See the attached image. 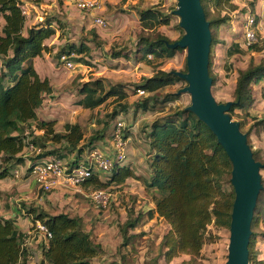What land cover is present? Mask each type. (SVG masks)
Listing matches in <instances>:
<instances>
[{"label": "trees", "instance_id": "obj_1", "mask_svg": "<svg viewBox=\"0 0 264 264\" xmlns=\"http://www.w3.org/2000/svg\"><path fill=\"white\" fill-rule=\"evenodd\" d=\"M201 2L211 31L220 30L222 26L229 24L232 21L230 14L240 10L234 0ZM249 5L254 8V2ZM25 7L23 0H0V181L15 178V172L29 162L30 166L24 176L28 179L34 168L49 157L66 161L70 169L87 164L86 153L89 156L104 138L103 131L87 137L85 129L77 123H68L62 132H58L56 120L39 119L38 112L45 100L53 96L54 88L48 78H41L34 60L53 54L55 48L48 45L47 41L55 37L59 30L65 29V24L57 16H46L42 22L28 26ZM223 12L226 14L221 17ZM242 12L246 13V10ZM137 13L143 31L150 33L139 36L136 53L138 62L151 64L149 56H153V61L171 60L178 51L183 50L170 49L168 45L177 41L173 42L157 32L159 27L170 25L176 16L174 12L164 14L158 8H140ZM178 27L183 30L180 24ZM184 35L185 32L182 37ZM61 37L62 35L59 38ZM221 43L212 36L209 71L213 86L216 77L212 73V53L214 46ZM247 51L264 53V42L251 46ZM90 53V48L83 43L78 46L67 43L56 51L54 58L58 64L63 65L60 62L63 56L70 59L73 55ZM245 53L239 42L228 48L227 57L233 58ZM112 57L119 59L128 57V54L124 51L113 54ZM181 73H187V64ZM179 82L186 81L176 76L175 71L158 70L152 77L143 79L136 86L134 94L141 90L152 96L139 97L136 111H155L160 104L175 102L182 94H169L161 98L158 92ZM262 82L264 83V58L260 63L251 59L245 70L238 71L234 99L228 112L240 124L241 132L247 135L253 157L262 165L261 171L264 170V161L250 145V134L243 130L257 119L251 117L250 108L255 103L253 86ZM79 96L81 99L77 105L91 111L114 99L117 104L109 121L129 109L125 103L129 94L122 84L107 87L105 80L89 81L79 87ZM261 97L264 100V85ZM188 108L160 117L150 125V132L147 134L150 157L148 178L138 176L130 164L116 162L108 180L103 181L99 173H94L84 184V188L104 190L112 185L122 188L129 179L142 181L155 205L146 215L149 219L158 217L169 228L160 244L150 245L149 252L155 254L156 259L167 262L185 255L189 257L185 264H194L202 259L204 246L216 239L211 228L230 231L236 194L231 184L233 165L227 153L206 124ZM237 111L241 113L240 117ZM250 127L264 128V116ZM37 131L42 134H36ZM132 131V128L125 129V141L129 140ZM28 148H32L36 156L25 157V150ZM72 156L76 158L72 159ZM262 185L252 223L249 264H264L257 248L259 242L264 243V232H257L264 222L263 178ZM27 213V219L30 218L32 225L30 233L22 231L15 219L0 218V264H29L33 252L28 242L33 238L38 243V248H41L40 264H92L103 253V247L95 242L88 230V223L82 217H71L64 213L53 215L38 206L30 207ZM143 216L139 214L136 218H129L121 226L124 247L132 244L134 249L138 248L132 242L134 237L129 233L139 228ZM37 223L48 229L50 239L46 241L41 234H34Z\"/></svg>", "mask_w": 264, "mask_h": 264}, {"label": "rangeland", "instance_id": "obj_2", "mask_svg": "<svg viewBox=\"0 0 264 264\" xmlns=\"http://www.w3.org/2000/svg\"><path fill=\"white\" fill-rule=\"evenodd\" d=\"M23 1L29 15L28 26L42 22L46 16H57L65 24V29L59 30L55 37L47 41L48 45L55 48L53 54H46L38 61L39 72L49 76L54 87V94L42 107L43 113L40 117L48 119L56 116L63 123L80 124L85 129L87 137L97 131H103L104 138L97 143V148L108 154L111 151L105 150L103 147H108L107 145L112 142L115 124L118 121L125 122V129L132 128L133 131L127 142V160L124 164H130L138 176L148 178L147 156L149 155V141L147 134L150 132V125L156 119L190 107L192 104L191 96L182 94L175 102L158 105L155 111H136V104L141 96L139 93L135 95L134 92L136 86L143 79L152 77L158 70L181 72L187 64L186 50L178 51L171 60L153 61V59H149L152 60L151 64L138 62L136 53L138 52L139 36L143 33H150L143 31L137 9L158 8L161 11L163 9L156 6L153 0H138L135 5L129 3V0H106L103 11L87 14L78 9L74 0ZM234 1L241 4L238 5L240 8L238 12L230 14L231 20L236 16L235 20L237 23H235V28L232 27L234 25H231V22L229 23L230 29L228 27L229 24L221 27L223 34H229L230 31L235 34L232 37V41H229L230 46L231 44L242 43L244 36L242 25L245 22L246 15L252 11V7L249 4L253 2L252 0ZM175 9L176 7L174 6L168 12H162L170 14ZM242 10H246V13H243ZM225 14L223 12L221 17L225 16ZM233 14L236 15L232 17ZM97 17L104 18L107 21V26L104 28L96 26L95 20ZM179 24L180 18L175 16L170 25L159 27L157 32L162 35L174 33L177 36L179 31L183 35L184 31L179 29ZM55 27L59 28L58 25H55ZM60 35H62L61 38H59ZM212 36L217 41H221L219 39V30H213ZM221 42L222 47L217 48V45L214 46L212 53V73L216 77V83L212 86V93L218 103L226 104L234 99L233 94L238 71L245 70L249 66L251 59H254L256 63H260L264 58V53L248 52L247 49L243 48L246 51L245 54L228 58L226 52L228 46L225 41ZM67 43H72L76 46L83 43L91 50L90 54L73 55L70 58L76 66L75 70L65 69L54 58L56 51L62 46H66ZM124 51H126L128 57L113 59V54ZM77 60L82 61L78 62ZM97 79L105 80L107 87L117 84L124 86L129 94L128 100L125 101L129 106L128 112H122L120 116L109 121V116L112 115L117 104L114 99L108 100L106 104L94 111L85 110L77 105L78 100L81 99L79 87L86 82ZM262 85H264L263 82L253 86L255 103L250 108V113L251 117L257 119L264 116V100L261 97ZM187 86L186 82H179L174 86H169L159 91L158 94L163 98L169 94H177ZM151 96L152 94H146L143 97L148 98ZM237 115L240 117L241 113L237 111ZM257 119L244 128L243 131L250 134V145L255 152H259V158L264 161V128L251 129L250 127ZM108 121L109 124L105 126ZM130 154L131 157L129 159ZM25 156L34 157L36 154L31 148H28L25 150ZM74 158L76 156H72V159ZM64 162L66 163V161ZM29 166L30 163H27L24 169H19L20 178H15V182L12 181L14 184L18 183V189L13 191V188H11L7 192L8 195L6 194L3 197L0 217L8 216L11 199H13L15 207L21 212L20 217L23 220L21 224L25 226V229L28 227L29 231H32V225L30 218L27 219V212L33 206L44 208L53 215L64 213L71 217H82L88 223V230L91 232L95 242L103 247V253L94 259L92 264H185L186 260H189V257L181 255L171 262H167L164 259H156V255L149 252L150 245L152 243L160 244L169 228L158 217L149 219L146 215V212L154 208L155 205L142 181L129 179L122 188L117 185L105 188L104 190L108 193L110 200L107 207L102 208L97 207L91 199L92 190L84 187L67 188L60 186L48 194L40 192L33 176L28 179L24 177ZM110 176L111 174H101L100 178L106 181ZM261 176L264 179V170L261 171ZM0 187L9 189L7 182L1 184ZM22 190L23 192H21ZM5 206L7 209H5ZM262 211L264 213V209ZM139 214L144 215L139 228L129 233L130 236L134 237L132 242L136 243L138 248L134 249L132 244L124 247L125 240L121 235L120 228L129 218H136ZM210 230L216 239L204 246L202 259H199L194 264H226L228 260L230 231L216 230L214 228ZM258 231L264 232V222ZM257 248L261 252V258L264 259V243L259 242ZM31 249L33 256L29 264H40L41 248Z\"/></svg>", "mask_w": 264, "mask_h": 264}, {"label": "water", "instance_id": "obj_3", "mask_svg": "<svg viewBox=\"0 0 264 264\" xmlns=\"http://www.w3.org/2000/svg\"><path fill=\"white\" fill-rule=\"evenodd\" d=\"M174 14L180 18L185 35L170 49L187 51V73L175 72L188 86L180 94H189L188 108L206 124L224 148L233 165L231 184L236 199L230 228L229 255L226 264H249L252 223L258 197L263 189L261 163L256 162L240 124L228 114L232 103L220 104L212 93L210 53L212 31L201 0H178Z\"/></svg>", "mask_w": 264, "mask_h": 264}, {"label": "built area", "instance_id": "obj_4", "mask_svg": "<svg viewBox=\"0 0 264 264\" xmlns=\"http://www.w3.org/2000/svg\"><path fill=\"white\" fill-rule=\"evenodd\" d=\"M74 1L77 3L78 9L87 14L103 11L106 2V0ZM25 14L27 17L29 16L26 7ZM95 24L100 28H104L107 26V21L102 17H97ZM263 42L264 18L258 17L250 12L246 16L244 22V36L241 47L249 49L251 46ZM149 59H153V56H149ZM60 62L63 64L65 69H76L74 63L66 56H63ZM139 94L140 96L146 95V93L141 90H139ZM124 131L125 122L118 121L114 126V135L110 154L96 148L88 156L87 164H82L74 169H70L67 163L56 157L47 158L41 165L36 166L33 170L32 176L36 180L39 190L48 194L60 186L67 188H81L84 187V184L89 179L92 178L94 173H99L100 175L111 174L116 162L124 164L127 160V141H125L123 137ZM15 178H20V172L18 170L15 172ZM90 197L97 207L102 208H106L110 200L109 195L105 190H92ZM35 233L41 234L46 241L51 238L50 232L41 223H37L34 234Z\"/></svg>", "mask_w": 264, "mask_h": 264}, {"label": "crops", "instance_id": "obj_5", "mask_svg": "<svg viewBox=\"0 0 264 264\" xmlns=\"http://www.w3.org/2000/svg\"><path fill=\"white\" fill-rule=\"evenodd\" d=\"M154 1V4L156 5V6H159V8H161V9H163L162 11L164 12H168V10L169 9H171V8H173L174 6L176 7V9H177V6H178V0H153ZM253 2H254V8L252 9V11L251 12H253V14H255V15H257L258 17H262V18H264V0H252ZM138 2V0H129V3H132L133 5H135L136 3ZM236 3V2H235ZM237 5H241L239 2H237L236 3ZM247 7V6H246ZM176 9L175 10H173V12L174 11H176ZM238 12V11H237ZM236 13V12H235ZM137 15V14H136ZM234 15H236V14H233V16L232 17H234ZM247 16V15H246ZM137 17V16H136ZM236 16H235V18H233V20L231 21V25H234V26H232L233 28H235V23H237L236 22ZM163 27H166V26H163ZM228 27H229V29L231 28V26H230V24L228 25ZM242 29H243V31H244V23H243V25H242ZM235 30V29H234ZM178 31V30H177ZM222 31V29H220L219 30V35H220V37H219V39L221 40V41H225L226 42V45L228 46L227 47V50H228V48H229V41H232V37L235 35V34H233L231 31H230V33L229 34H223V32H221ZM164 36H166V37H168L171 41H173V42H176V41H179V40H181V38H182V35L180 34V32L178 31V35L176 36V34H174V33H169V34H167V35H164ZM232 45V44H231ZM218 47H222V45L221 44H218L217 45V48ZM227 52V51H226ZM50 55V54H49ZM40 58H43V57H39V58H36L35 60H34V64H35V67H36V70H37V72L39 73V75L41 76V78H43V79H45V78H48L49 80H50V82H51V85H52V87H53V83H52V81H51V79H50V77L49 76H47V75H44V74H42L41 72H39V68H38V61L39 60H41ZM54 88V87H53ZM50 98L51 97H49V98H47L46 100H45V102H44V104H43V107L45 106V103L48 101V100H50ZM43 113V110H42V108L39 110V112H38V115H39V119L40 120H42V121H50V120H56L58 123H57V127H56V129H57V131L58 132H62L63 131V127L66 125V124H68V123H63L58 117H56V116H54V117H52V118H48V119H43V118H41L40 116H41V114ZM70 124H73V123H70ZM36 134H38V135H40V134H42V132H39V131H37L36 132ZM128 142V141H127ZM108 147H103V149H105V150H111L112 149V142L111 143H109L108 145H107ZM148 154V153H147ZM25 156V155H24ZM26 157V156H25ZM130 157H131V154L129 155V159H130ZM147 165H148V172H149V162H150V157H149V155L147 156ZM139 162H141V161H139ZM138 162V163H139ZM29 163V162H28ZM133 164V163H132ZM0 165H1V163H0ZM26 167V166H25ZM25 167H21V169H24ZM12 181L13 182H15L16 181V179L15 178H9V179H5V180H2V181H0V186H1V184H3V183H5V182H7L8 183V185H9V189H4V188H2V187H0V210L2 209V204H3V197L7 194L8 195V191L11 189V188H13V191H15L16 189H18L17 188V185H18V183H12ZM20 188V187H19ZM15 189V190H14ZM30 189V188H29ZM21 192H23V190L21 191ZM43 199H44V197H42ZM47 198V197H46ZM24 199V198H23ZM8 206V205H7ZM153 207V206H152ZM20 208V207H19ZM5 209H7V207L5 206ZM17 210H18V208L17 207H15V205H14V202H13V199H11V202H10V211L8 212V216H6V217H4V218H7V219H15L16 220V222H17V226L22 230V231H24V232H27V233H30V231H29V229H28V227H26V229L24 228L25 226H23V224H21L22 222H23V220H22V218L20 217L21 216V212H18L17 213ZM0 218H2V217H0ZM29 246H30V248H38L39 247V245H38V243H35L34 242V238L33 239H31L30 241H29ZM41 258H42V256H41Z\"/></svg>", "mask_w": 264, "mask_h": 264}]
</instances>
